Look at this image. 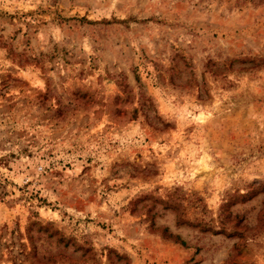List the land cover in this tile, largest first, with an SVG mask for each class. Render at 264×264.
Masks as SVG:
<instances>
[{
  "label": "rangeland",
  "instance_id": "374dc122",
  "mask_svg": "<svg viewBox=\"0 0 264 264\" xmlns=\"http://www.w3.org/2000/svg\"><path fill=\"white\" fill-rule=\"evenodd\" d=\"M0 264H264V0H0Z\"/></svg>",
  "mask_w": 264,
  "mask_h": 264
}]
</instances>
